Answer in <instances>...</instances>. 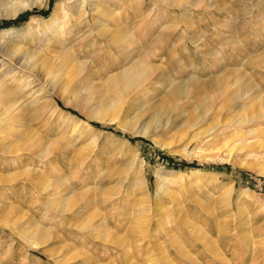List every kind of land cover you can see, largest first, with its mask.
Listing matches in <instances>:
<instances>
[{
  "label": "rangeland",
  "instance_id": "1",
  "mask_svg": "<svg viewBox=\"0 0 264 264\" xmlns=\"http://www.w3.org/2000/svg\"><path fill=\"white\" fill-rule=\"evenodd\" d=\"M31 2L0 0V71L36 52L44 83L1 124L0 264H264V0ZM136 62L153 81L86 116L85 75ZM53 73L76 82L67 102Z\"/></svg>",
  "mask_w": 264,
  "mask_h": 264
},
{
  "label": "bare ground",
  "instance_id": "2",
  "mask_svg": "<svg viewBox=\"0 0 264 264\" xmlns=\"http://www.w3.org/2000/svg\"><path fill=\"white\" fill-rule=\"evenodd\" d=\"M43 1L44 0H32L31 5H38L39 6V5H41L43 3ZM15 11H18V10H15ZM53 14H54V12H53ZM8 46H9V44H8ZM12 49L13 50L12 51L10 50V51L14 55H18V53L22 51V50L20 51V48H16V47H13ZM7 52H8V50H7ZM27 52H29V51H27ZM26 54H22L24 57L22 58L23 60L21 62V67L23 68V72L27 74L26 76H24V73L23 74H19V75L17 74L18 76H15L14 79H12L9 82V80L7 79L6 74H3L0 71V133L1 132L3 133V131H1V129L4 130V127H1V124L5 123L4 119H12V118H14V115H17L18 118H21L24 115L23 111L21 110V106L23 104L22 101H20V93L21 92H24V91H26V89H29V88L30 89L35 88L37 86V88L33 92V95H35L34 97L36 98V97H38V95L42 94L41 91L43 90L42 86H44V83L41 84V82H39V81L35 83V81L38 80L37 77L39 75H38V72L36 73V69H37V66L35 64L36 61H33V59H34L35 55H37V54H36V52L35 53L33 52V54H29V55H26ZM65 63L66 62H64L63 65H65ZM68 63L66 65H69V66L71 65L72 66L75 62H73V60H68ZM82 66H83L82 63L78 64V67H82ZM146 69H147V67H146ZM146 69H145V66L143 67L139 62H136L132 66L127 67L125 69H122L116 76H113L111 78L108 77L106 79H97V78L93 77L91 73H87V75H85V77H86V82H85L86 85L83 82H81V81H80L79 84L82 83V86H83V84L85 85L83 87L88 91L87 92V98H91V99L92 98H96V95H98L97 103L99 104V107L96 108V110H86L87 111V115L86 116H89L90 118H93V119H99V120H104V121H107V120L108 121H112L113 119H115L117 117V115H118L116 112H114L115 108L116 109H120L119 105L122 106L121 102L128 101V103L130 104V102L132 100L131 98H133V95H136L140 90H142L145 86L149 85V83L153 81L152 80L153 78H150V75H148ZM45 76L46 77H45V81L44 82H47V84L49 83V88L52 90L51 91L52 94L53 95L54 94L57 95L64 102H67L69 98L66 97L65 93H67L69 90H71L72 86L76 83V82H73V84L71 83V81L74 78L71 80L68 77H66V78L63 77L62 74H55V73H53L51 75L50 74H48V75L46 74ZM87 78H89L90 80H88ZM111 79H112V81L109 82ZM12 83H13V86H9V84H12ZM31 84H33V85L31 86ZM110 86H112L113 91L116 94V97L118 98V99L116 98L117 101L115 100V97L113 98V97H110V96L107 95L108 94L107 90L110 88ZM47 87H46V89H47ZM83 87H81V88H83ZM183 87L184 86H181L180 88L177 87L174 90H177L178 92L180 90V91L183 92V90H184ZM75 88H74V93H75V91L78 92V93L81 92L80 91L81 88H77V89H75ZM44 89H45V87H44ZM144 90H146V89H144ZM110 91H111V89H110ZM145 92H147V91H145ZM71 93H73V92H71ZM74 93H73V95H75ZM170 93H172V92H170ZM176 94L179 95V93H175V95ZM171 96H173V95L171 94ZM173 98H175V97H173ZM77 106L80 107L81 110H85L84 107L79 106V105H77ZM171 110L172 109L170 108V111ZM157 112L158 113L154 115L152 120H155L156 123L159 125V124H161L160 123L161 122L160 121L161 114L165 113V109H164V111L163 110H160V111L158 110ZM166 112H168V111L166 110ZM84 114H86V112ZM167 114L169 115V113H167ZM167 114L165 113V115H167ZM169 118H171V117L169 116ZM121 120H122V118L119 120V122H121ZM78 123H80V124L85 123L86 125L89 126V124L87 122H85V121L78 122ZM190 123H191V121L189 122V121L186 120V127H189L188 124H190ZM121 124H123V123H121ZM184 125H185V123H184ZM191 125H194V124L192 123ZM133 127L135 128V126L131 125V129ZM211 129L212 128H210L208 131H211ZM253 130L256 131V129H252V130H249V131H253ZM138 132L143 134V135H149L151 131L148 130V128L146 127V123H144L142 125V127L138 130ZM153 133H155V130L153 131ZM215 136H216V134L214 135V137ZM155 142L161 147L162 146H168L167 143H163V142L159 143L158 141H155ZM235 146L236 147H234V145H233V147L231 149H233V148L242 149L243 147L247 146V144L240 145V146L239 145L238 146L235 145ZM257 165H258V167L256 169V172L259 173V174L264 175V163H261L260 165L257 164ZM192 172L201 173L202 171L194 170Z\"/></svg>",
  "mask_w": 264,
  "mask_h": 264
}]
</instances>
